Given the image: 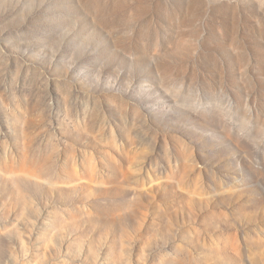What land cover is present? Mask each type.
I'll list each match as a JSON object with an SVG mask.
<instances>
[{
    "label": "rangeland",
    "instance_id": "obj_1",
    "mask_svg": "<svg viewBox=\"0 0 264 264\" xmlns=\"http://www.w3.org/2000/svg\"><path fill=\"white\" fill-rule=\"evenodd\" d=\"M0 264H264V0H0Z\"/></svg>",
    "mask_w": 264,
    "mask_h": 264
}]
</instances>
